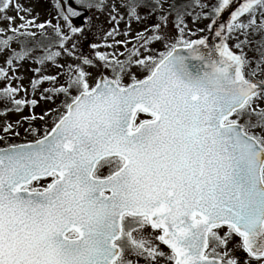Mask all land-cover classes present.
Listing matches in <instances>:
<instances>
[{
    "label": "snow or ice",
    "instance_id": "6c2138e0",
    "mask_svg": "<svg viewBox=\"0 0 264 264\" xmlns=\"http://www.w3.org/2000/svg\"><path fill=\"white\" fill-rule=\"evenodd\" d=\"M53 7L0 0V107L38 105L27 61L59 101L0 129V264H264V0Z\"/></svg>",
    "mask_w": 264,
    "mask_h": 264
},
{
    "label": "rangeland",
    "instance_id": "374dc122",
    "mask_svg": "<svg viewBox=\"0 0 264 264\" xmlns=\"http://www.w3.org/2000/svg\"><path fill=\"white\" fill-rule=\"evenodd\" d=\"M21 3H23L26 7L31 6L33 8L32 15L37 16L38 15V21H43L45 19L52 18L53 23L56 22L55 17H56V9L53 7V4L55 0H20ZM123 11V10H122ZM99 15V20H96V16ZM19 22V21H18ZM62 22V21H61ZM151 21H149L150 23ZM208 23L207 20H202L198 23V27H203L204 24ZM99 24L102 29L107 30L113 27V24L108 22L107 18L104 15H100L98 13H93V28L86 32V38L84 39H79V50L82 51L83 53L87 54L90 51V45L92 43H97L100 45H103L104 41V33L103 31H97L95 25ZM126 24L127 20L121 21L119 23V29L121 32L126 30ZM145 25L140 24L138 22L133 21L131 23V28L133 30V34H135L136 31L141 30ZM191 27V22L189 24ZM117 39H124L123 36L117 37ZM132 43H135V41H132ZM15 47V45H13ZM101 51H104L106 49L103 48V46L99 49ZM124 49L121 48L120 51H123ZM107 51H111V49H107ZM74 60V58H73ZM61 62H63V59H61ZM23 66L18 70L17 75H21L24 77L23 80V85L28 88L29 90V97L28 98H36L39 103L37 106L33 107H26L22 109L21 112H15V111H9L5 113L0 107V129H2V126L5 122H11L15 124L16 121H20V125L18 128H16V131H19L20 135L19 137H16L14 135L8 136L7 139L12 142H21L25 139H32V137L25 131V129L28 128V122L24 121L21 119L22 116L25 115H32L33 113L40 114L43 111H46L48 107H56V104L59 103L57 100L56 103H52L50 101L46 102L43 99L40 98L39 94L37 93L35 97H32L31 95V86H30V81L29 77H32L34 75L32 69L36 67L37 65L34 64L32 61H27V62H20ZM3 65V57H0V66ZM55 69L50 68L49 72H54ZM90 71H93L95 73L94 69H90ZM45 87H48V84L44 85ZM23 95V93H21ZM39 122V123H38ZM49 119V123H50ZM38 126L42 130L44 125L40 121H35L33 122V126ZM5 135L2 130H0V136ZM4 143L0 141V147H3Z\"/></svg>",
    "mask_w": 264,
    "mask_h": 264
},
{
    "label": "water",
    "instance_id": "95a60500",
    "mask_svg": "<svg viewBox=\"0 0 264 264\" xmlns=\"http://www.w3.org/2000/svg\"><path fill=\"white\" fill-rule=\"evenodd\" d=\"M73 20H74V23L76 25H81L82 24V18H80V17H74Z\"/></svg>",
    "mask_w": 264,
    "mask_h": 264
},
{
    "label": "trees",
    "instance_id": "16d2710c",
    "mask_svg": "<svg viewBox=\"0 0 264 264\" xmlns=\"http://www.w3.org/2000/svg\"><path fill=\"white\" fill-rule=\"evenodd\" d=\"M39 123V122H38ZM34 127H36L35 125H34ZM38 127V126H37ZM42 130H43V128H42Z\"/></svg>",
    "mask_w": 264,
    "mask_h": 264
}]
</instances>
